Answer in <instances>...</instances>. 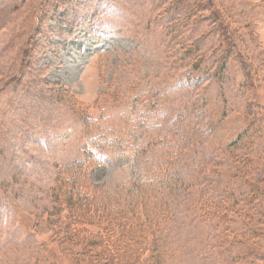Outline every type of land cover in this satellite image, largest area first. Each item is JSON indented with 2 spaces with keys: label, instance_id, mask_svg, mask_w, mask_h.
Masks as SVG:
<instances>
[{
  "label": "rangeland",
  "instance_id": "rangeland-1",
  "mask_svg": "<svg viewBox=\"0 0 264 264\" xmlns=\"http://www.w3.org/2000/svg\"><path fill=\"white\" fill-rule=\"evenodd\" d=\"M75 161L165 264H264V0H0V264H89L47 223Z\"/></svg>",
  "mask_w": 264,
  "mask_h": 264
},
{
  "label": "trees",
  "instance_id": "trees-1",
  "mask_svg": "<svg viewBox=\"0 0 264 264\" xmlns=\"http://www.w3.org/2000/svg\"><path fill=\"white\" fill-rule=\"evenodd\" d=\"M83 165L75 161L59 173L56 212L67 217L62 221L48 214L53 220L47 223L56 229L55 239L67 244L66 232L68 240L86 243L85 251L75 255L82 254L89 264H165L157 241L150 240L158 224L146 213L147 197H122L96 188ZM66 250L70 255L73 252L72 247Z\"/></svg>",
  "mask_w": 264,
  "mask_h": 264
}]
</instances>
